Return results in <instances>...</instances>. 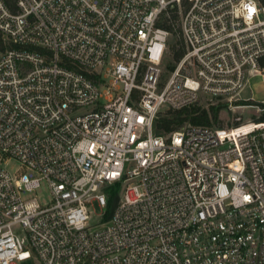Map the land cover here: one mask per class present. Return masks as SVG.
Masks as SVG:
<instances>
[{
	"label": "built area",
	"instance_id": "built-area-1",
	"mask_svg": "<svg viewBox=\"0 0 264 264\" xmlns=\"http://www.w3.org/2000/svg\"><path fill=\"white\" fill-rule=\"evenodd\" d=\"M0 34V264H264V119L153 132L264 85L258 0H0Z\"/></svg>",
	"mask_w": 264,
	"mask_h": 264
},
{
	"label": "rangeland",
	"instance_id": "rangeland-1",
	"mask_svg": "<svg viewBox=\"0 0 264 264\" xmlns=\"http://www.w3.org/2000/svg\"><path fill=\"white\" fill-rule=\"evenodd\" d=\"M171 42H173L171 40ZM173 50L170 47V52L166 54L165 60L162 64V67H166V71L169 72L172 69L175 60L173 59ZM242 100L235 102L232 107L226 106L218 113L216 122L212 123L211 126L218 129H228L235 127L239 124H244L247 122H253L258 118L264 117V85L260 77H253L249 80L246 89L241 93ZM250 100H246L249 99ZM246 100V101H245ZM219 105L217 103L214 106ZM201 109L209 110L212 106H206L202 103L200 106ZM237 107V108H235ZM166 112V111H165ZM164 112V113H165ZM162 113V114H164ZM239 119V121H237ZM183 125H189L185 123ZM154 129V127H153ZM19 167V164L15 161L9 162L5 169L13 174ZM35 196L39 199L40 203L46 204L49 201V196L44 185L41 186V189L35 193ZM101 210L94 205L92 207V216H91V225H95L98 222V216L101 214ZM18 264H33L30 261L22 262Z\"/></svg>",
	"mask_w": 264,
	"mask_h": 264
},
{
	"label": "trees",
	"instance_id": "trees-1",
	"mask_svg": "<svg viewBox=\"0 0 264 264\" xmlns=\"http://www.w3.org/2000/svg\"><path fill=\"white\" fill-rule=\"evenodd\" d=\"M258 2L264 6V0H258ZM176 43L179 47L174 49L173 59L178 61L183 54V48L180 46V42L177 41ZM8 48L9 45L4 42L0 34V54ZM224 107V104H219L217 106H212L209 110L193 106L179 111H166L164 114L159 115L158 119L155 121L153 132L155 135L167 134L185 123H188L189 125L211 126L212 123L216 122L218 113ZM261 119H264V117H261L260 120ZM119 188V184L109 187L107 213L105 219H108L110 216V213L118 199Z\"/></svg>",
	"mask_w": 264,
	"mask_h": 264
}]
</instances>
